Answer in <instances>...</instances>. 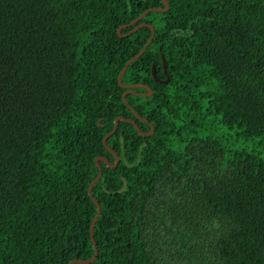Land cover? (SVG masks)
I'll use <instances>...</instances> for the list:
<instances>
[{
  "label": "trees",
  "instance_id": "trees-1",
  "mask_svg": "<svg viewBox=\"0 0 264 264\" xmlns=\"http://www.w3.org/2000/svg\"><path fill=\"white\" fill-rule=\"evenodd\" d=\"M166 1L144 122L160 0H0V264L93 254L116 116L86 264H264V0Z\"/></svg>",
  "mask_w": 264,
  "mask_h": 264
},
{
  "label": "water",
  "instance_id": "water-1",
  "mask_svg": "<svg viewBox=\"0 0 264 264\" xmlns=\"http://www.w3.org/2000/svg\"><path fill=\"white\" fill-rule=\"evenodd\" d=\"M160 2L163 5L162 7H150L148 9L144 10L143 12H141L132 21H130L128 23H125V24H122V25L118 26L117 29H116V32H117L118 36H120V37H124V36L130 34V33H132L133 31L137 30L140 27H144L145 26V27H148L150 29V34H149V37L147 38V40L139 48V50L136 52V54L131 56L124 63V65L121 67V69L119 70V72L117 74V78H116L117 82H118L119 86L124 88V91L121 94L122 101L128 107H129V105L126 103V100H125V95L126 94L133 93V94H136V95H139V96H149L151 94V89L148 87V85L143 84V83L123 84L120 81V78H121L124 70L126 69L127 65L129 63H131L132 61H134L136 58H138L142 54V52L146 49V47L148 46L150 41L152 40V38L154 36V28H153V26L150 23H148V22H139V21L148 12H152V11L163 12V11L167 10L168 2L166 0H160ZM130 26H132V27L130 29H128L125 33H120L121 29L126 28V27H130ZM161 67H162V71H163V74L165 76V79L161 80V79L156 77V75L154 73V65L153 64L151 65V75H152V77L154 78L155 81H158V82H161V83H166L167 80H168V75L166 73V65H165V61H164L163 56H161ZM136 87L143 88L145 90V92L133 91L132 88H136ZM130 110H131V112L134 114V116L137 119L142 120L144 122H147L146 119L138 116L137 113L132 108H130ZM119 120L131 123L134 126V128L136 129V131L138 132V134H140L142 136H147V135H150L152 133V125L151 124H149V126H150L149 131L143 132V131H140L138 129V126H137V124L135 123V121L133 119L125 118L123 116H116L114 118V120H113V125H112L111 130H109L107 133H105L103 135V137H102L103 145L113 155L114 161H113V163H108V160L105 157H102V156H95L94 159H93L94 163L96 164V167H97V174L90 181V183L88 184V187H87V194L90 197L91 201L95 204V207H96L95 215L93 216V218L91 220V223H90V226H89V235H90V240H91V243H92L93 254L87 259H72V260L69 261L68 264H72V263L86 264V263L92 262L95 259L96 255H97V245H96V242L94 241V238H93V235H92V231H93L94 223H95V221H96V219H97V217L99 215V212H100V206H99L98 202L95 200V198L92 196L91 189H92L93 184L101 176V165L99 163V160L102 161L104 164H106L109 167H114L117 164V162H118L117 153L106 144V139H107L108 136L112 135L116 131V128H117ZM98 125H99V121H98Z\"/></svg>",
  "mask_w": 264,
  "mask_h": 264
}]
</instances>
